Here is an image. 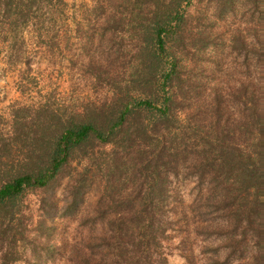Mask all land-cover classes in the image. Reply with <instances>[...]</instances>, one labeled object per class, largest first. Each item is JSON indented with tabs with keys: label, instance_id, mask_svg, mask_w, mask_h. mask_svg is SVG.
Wrapping results in <instances>:
<instances>
[{
	"label": "trees",
	"instance_id": "obj_1",
	"mask_svg": "<svg viewBox=\"0 0 264 264\" xmlns=\"http://www.w3.org/2000/svg\"><path fill=\"white\" fill-rule=\"evenodd\" d=\"M193 1L106 0V28L133 24L138 44L120 78L106 63H91L108 97L66 112L30 100L11 114L0 129V264L19 259L9 226L20 197L66 169L73 191L59 215L75 213L96 176L101 192L89 223L100 225L102 252L113 264H156L168 229L169 184L181 168L196 187L195 204L222 213L229 251L215 263L232 256L236 264H264V11L254 12L264 0H211L221 10L237 1L252 11L247 27L224 40L242 57L245 75L231 84L214 79L200 94L188 53L216 45V30L201 20L226 18L192 17ZM65 5L0 0V45L33 24L47 44ZM91 263L107 264L103 254Z\"/></svg>",
	"mask_w": 264,
	"mask_h": 264
},
{
	"label": "rangeland",
	"instance_id": "obj_2",
	"mask_svg": "<svg viewBox=\"0 0 264 264\" xmlns=\"http://www.w3.org/2000/svg\"><path fill=\"white\" fill-rule=\"evenodd\" d=\"M65 1V15L49 33L52 40L47 44L36 38L39 29L33 24L17 29L14 38L8 34L0 45V129L17 107L30 100L65 112L75 106L91 108L109 95L104 83L94 79L97 70L91 63H106L120 78V71L134 61L138 45L135 28L119 23L117 29H107L102 7L106 0ZM260 10L264 8L254 9L255 14ZM187 11L192 17L226 18L212 24L201 20L203 26L216 30L217 39L212 49L188 53L194 84L198 85L194 92L200 94L217 78L229 84L242 80V57L235 58L224 40L229 31L247 27L244 18L251 9L239 6L237 1L232 8L221 10L211 0H194ZM183 171L181 168L169 184L168 229L159 242L161 253L155 258L156 264H218L215 261H223L229 251L224 240L228 233L220 222L222 213L212 207L201 210L195 204L196 187ZM67 173L66 169L48 187L27 190L20 197V213L9 226L19 239L14 245L19 259L12 264H93L101 254L107 264H113L115 258L102 252L97 242L100 225L89 223L101 192L96 176L82 194L75 213L59 215L73 191ZM80 256L85 257L84 263ZM236 263L232 256L223 262Z\"/></svg>",
	"mask_w": 264,
	"mask_h": 264
}]
</instances>
